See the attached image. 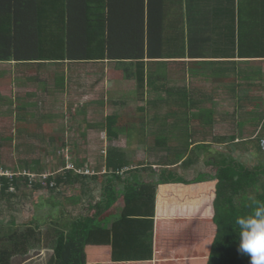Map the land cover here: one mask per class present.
Instances as JSON below:
<instances>
[{
  "label": "crops",
  "instance_id": "0c3cea01",
  "mask_svg": "<svg viewBox=\"0 0 264 264\" xmlns=\"http://www.w3.org/2000/svg\"><path fill=\"white\" fill-rule=\"evenodd\" d=\"M247 2L249 0H245V3ZM250 2H254L255 5L259 4V0H250ZM182 3V11L184 13L183 30L175 29L171 32L169 30L164 32V46L161 57L156 56L158 57L156 59L145 58L138 61H127L128 63L110 59L116 57L94 62L80 60L71 63L66 61L64 65L47 63L46 66H49V68L55 67L56 69L77 63L106 64L103 74L100 75L105 77V84H114L115 88L111 92L105 93L101 99L102 93H97L99 91L98 85L101 83L91 86V92L88 95L94 98L93 100L98 101L81 102L78 106L79 110L76 115L80 118V126L75 131L79 133L81 139L88 140V133H93L95 145L101 151L108 148L114 149L111 147L107 148L105 145H107L108 141H118L123 137L129 140L136 139L141 142L148 140L147 147L143 148L147 151L153 150L156 152L167 150L170 140L185 138L182 133L188 134L187 138L190 142L203 139L213 140V138L221 137L229 138L234 135L233 133H236L235 143H237L240 135L243 136V134L245 138L251 140V142L248 141L243 144L245 151L261 148L259 146L260 140L264 139V55H262V50H258V59L240 61L236 58L233 61L237 54L232 44V36L234 33L237 36L238 0H177L175 6H178V4L182 5ZM171 5L173 6V3ZM189 13L191 14L189 15ZM208 39H211V41H207ZM155 42V45H157L159 39ZM211 44L213 46H210ZM147 45L148 37H146V46L140 49V51H146L145 57H147L149 52ZM114 49L118 48L114 47ZM153 49L154 46L152 47ZM209 61L216 64H213L212 67L208 64ZM233 62H236V66L232 65ZM46 66L42 67L41 70H44ZM32 67L21 66L14 61L0 62V106H10L8 104L9 101H5L2 98L4 92L9 90L10 82L13 84L12 90L20 89L21 85L17 84L22 83H36L44 86L43 80L39 79V76L35 77L37 74L42 75V71L32 73L30 71ZM67 70L66 68V71H63L62 74L55 75L56 87H68L67 84L64 87L56 84L57 77H64L67 80ZM234 81L236 84L233 83ZM101 82L103 83V80ZM65 83L67 82L65 81ZM228 83L238 87L239 100L234 95L232 98L228 95L225 98L226 94L224 91L227 89L225 86ZM209 86L211 90H209ZM230 89L232 90V87ZM24 90L28 91L27 89ZM32 90L35 91V89H29V91ZM213 91L216 93L214 94ZM126 93H129L127 101L125 99L121 100L122 95ZM229 100L235 101L236 104L239 103L235 109L230 106ZM32 103L25 101V99H20L16 109L19 111V105L30 109L33 106ZM230 107L233 110H229ZM132 108H136L135 111ZM258 109H260V112L257 111ZM17 111H13L15 115H17ZM95 114L96 116H91ZM42 117L40 116L39 118ZM88 117L89 119L87 120ZM18 118L19 121L20 116ZM22 118L26 119L27 115L25 114ZM109 118H112L110 127ZM17 126L21 125L17 124ZM24 130L25 128H22L21 131L18 129V133L24 134ZM165 130H167L168 134L166 136H164ZM232 130L233 132H230ZM33 136L35 138L33 140H40V136L35 134ZM7 139H10V137ZM58 139L65 142L64 137H57L53 134L49 140L50 142L54 141L53 145L49 144V150L46 151L49 157L54 156L56 153L53 147L58 144ZM158 139H166V144L157 145L155 141ZM255 139L257 140L254 141ZM13 140L18 141V138L15 136ZM34 142L36 141L31 142L30 145L35 148L34 150L39 154L38 156L42 157L40 163V165L42 164L41 167L43 166L42 174L47 172L56 177L62 175L65 169H70L67 168L68 166L65 163L62 167L59 166L57 170H51V165L45 160L43 161L46 152L42 154L38 151L33 144ZM130 144L132 145L133 143ZM196 144L192 145L190 151ZM18 146L21 149L23 144H18ZM3 149L5 150L6 148L3 147ZM116 149L117 155L123 156L120 161L125 160L130 163L125 151L120 148ZM172 149L174 151L171 153ZM172 149L168 152L173 155L182 154L184 151L182 146ZM239 150L243 149L240 147ZM134 153L136 152L134 151ZM197 153L208 154L201 150H198ZM182 160L175 166H167L164 163L162 164L164 166L159 167L161 169L160 172L157 170L155 172L161 174L164 170H168L179 173ZM144 166H147L145 162ZM130 167L132 170L131 163L125 166L123 172L120 173V177L123 179L131 177ZM164 167L167 168L165 169ZM49 168L50 170H48ZM112 168L111 172L116 170L114 167ZM81 170L88 171L89 169L84 165ZM100 171L102 172L103 170ZM93 174L90 176H93ZM103 174L104 172L99 174L101 176H97L96 179H89L88 182H85V186V183L81 182L74 183L73 186L66 185V189L62 190V194L53 195L51 198H53L58 208L53 212L52 220L56 221L60 218L63 223L67 220L65 224H68L70 221L79 218L68 217L71 213L64 208V199L67 198L72 204L76 205L74 191L78 186V195H82V197L77 201V204L79 203L77 206L78 208L84 207V212L88 211L87 208L91 202L96 201L93 203H98L103 199L105 186L111 183V180H114L112 184H116L118 190L121 189V182L117 178L108 176V179L104 180L102 179L104 178ZM162 189L172 191L173 194H169V198H163L161 197ZM155 191L156 194H152L153 190L151 188L147 189V191L145 190L146 196L135 199L130 205H126L124 197L119 198L117 203L108 209L109 211L103 216L101 223L112 232L113 238H120L122 249L118 251L119 257L123 256L127 260H131L132 258L130 257H134L137 254L143 256L148 251H153L152 260L117 263L202 264L201 260L207 259L211 253V245L206 244V240L209 239L208 234L212 233L215 227L212 221L213 216L211 219H203V217L210 215L213 192L204 183L190 186L181 184L157 185L155 186ZM43 195L44 191H39L36 198L38 199ZM50 195L45 198H50ZM59 196L62 198L61 202L58 199ZM86 196L90 198L88 201L85 200ZM180 199L194 203L198 207V212L192 214L189 210L185 211L184 209L188 208L187 205L179 207ZM16 200L27 202V206H29L28 202L30 201L23 194ZM202 202L203 206H201ZM31 204L33 205L34 201ZM195 205H190V207L193 208ZM207 206V214L202 215L201 210ZM69 209L75 210L74 205ZM179 209H183L181 213ZM20 213L19 219L23 221L22 227H26L24 224L33 220V214L30 210L25 212L22 208ZM83 215L81 214V216ZM148 223L154 224L153 234L146 230V224ZM16 227H20L18 223ZM47 227L48 225L43 228L44 236H46L42 248L31 249V251H40L46 247L45 250L49 253L52 252L49 255V259L44 260L49 264L55 252L52 247L47 245L50 242L47 239H54L55 232L50 233ZM180 230H182V237L194 240L190 246H179V242L167 243L168 240H165V236L169 232L174 234L180 232Z\"/></svg>",
  "mask_w": 264,
  "mask_h": 264
},
{
  "label": "trees",
  "instance_id": "16d2710c",
  "mask_svg": "<svg viewBox=\"0 0 264 264\" xmlns=\"http://www.w3.org/2000/svg\"><path fill=\"white\" fill-rule=\"evenodd\" d=\"M175 4L177 0H0V62L14 61L21 66L41 69L47 63L64 65L66 61L94 62L110 57L125 62L156 59V56H162L164 32L183 30L182 5ZM238 4L237 36L235 33L232 36L237 54L233 61L236 58L240 61L258 59V50H262L264 55V0H259L258 5L250 0L247 3L245 0H238ZM146 37L149 51L147 57L145 50L140 51L146 46ZM158 39L160 43L155 45ZM114 47L118 49L115 50ZM208 64L213 67L216 63L209 61ZM232 65L236 66V62ZM65 81L64 77L56 78L57 86L64 87ZM233 95L238 99V89L233 90ZM111 121L112 118H109V127ZM13 138L10 136V139ZM166 141L158 139L155 142L157 145H165ZM60 142L62 140L58 139L61 149L58 152L55 150L54 156L68 148L65 142ZM229 142L235 144V136L213 138V144L188 140L182 154H174L172 159L167 158V166H175L183 159L181 168L188 170L199 163L201 155L197 153L198 150L208 153L202 156L215 155L216 157H209L206 162V166L212 165L211 169L215 173H199L193 180H187L176 171L164 170L158 174L153 166L150 167L151 170L148 166L145 167L144 162L139 164L140 168L131 172V177L123 179L120 173L130 163L120 161L123 156L117 155V149H109L107 168L112 171V167L119 165L112 175L121 182V189L117 191L116 184L106 185L103 199L98 203L91 202L87 208L88 214L68 224L63 223L60 218L52 220L51 216L58 206L51 197L57 193L62 194L66 185L73 186L77 182L84 184L97 176H90L92 173L81 170L84 167L82 159V162L75 160L73 168L65 169L62 175L54 177L48 174L47 180L32 181L28 174L39 176L43 173V166L40 165L42 157L38 156L31 143L26 144L23 150L25 157L13 167L15 173H12V177L0 176V202L13 203L23 191V196L30 201L24 211L30 210L33 220L24 224V231L9 228L8 234L0 233V264H12V259L17 255L25 256L31 249L42 248L46 236L43 228L47 225L50 233L55 232L54 239H47L50 241L47 245L55 252L49 264H118L117 262L152 260V250L143 256L137 254L130 257L131 260L119 257L118 251L122 249L120 238H113L112 232L101 223L103 216L119 198L124 197L126 205H130L135 199L144 198L145 190L149 188L153 190L152 194H156L157 185L190 186L203 183L213 192L210 215L203 219H211L213 216L215 227L206 240V244L211 245V253L207 259L201 260L202 264H250V257L237 253L239 227L236 219L251 214L256 206L264 204V166L244 165L235 157L225 155L221 150H214L216 145H227ZM194 143H199L193 148L194 154L191 158L186 157ZM260 143L263 144L264 141L261 139ZM70 149H73L74 155L78 150L75 146ZM212 158H216V161L212 162ZM65 163L62 160V165ZM154 176L157 177L156 180ZM253 189L255 194L250 197L249 190ZM46 190L51 194L50 198H36L39 191ZM106 190H111L112 193L108 194ZM169 194L173 192L162 189L161 197L169 198ZM81 197L82 195L75 197V209H78L77 201ZM180 201L179 207L188 206L185 211L189 210L192 214L198 212L194 203L182 199ZM190 205L195 206L192 208ZM179 210L181 213L183 209ZM207 211L208 206L201 210V214H207ZM11 225L16 226V222L8 224L10 227ZM146 230L153 234L154 224H146ZM181 231L174 234L169 232L165 236L167 243L179 242V246H190L194 240L182 237Z\"/></svg>",
  "mask_w": 264,
  "mask_h": 264
},
{
  "label": "rangeland",
  "instance_id": "374dc122",
  "mask_svg": "<svg viewBox=\"0 0 264 264\" xmlns=\"http://www.w3.org/2000/svg\"><path fill=\"white\" fill-rule=\"evenodd\" d=\"M183 6V3H182ZM67 70V80L65 85L67 84L68 87L64 88H58L55 85V75L56 74H62L63 71ZM106 68V64H92V63H77L73 64L72 66L66 65V67H63L61 69H56L55 67L46 66L44 70H39L37 67L30 68V71L32 73L41 72V74H37L35 77L39 76V79L43 80L42 83H44V86L41 84L31 83V84H17L21 85L20 89L12 90L13 84L10 82L9 84V90H6L2 96V98L5 101H9V107L8 106H0V145L2 146L0 148V169L3 170L5 174H12L15 173L13 167L15 164H18L20 159L24 158L23 150H25L26 144L31 143L33 141V144L36 146L37 150L40 151L42 154L43 152H46L49 150V144H52L53 142H50V138L53 134L57 137H64L65 142L67 143V149L63 152L58 153L57 155L60 156H48L47 152L46 155L43 157V161L48 162L51 165V170L58 169L59 166L62 167V160H65L67 164V168H73L75 165V160H78L79 162H82V159L84 160V165L87 166V168L90 170L91 173L96 174L95 176H101L99 174H102L104 172V180L108 179V176H113L111 171H108L107 168V159L109 156V149L111 148H120L121 150H124L127 154V157H129L130 163L132 165L129 170L133 172L134 169L140 168L139 164L142 162H145L147 166L150 167L153 166V170H157L160 172L161 166H164V164L168 159H172L174 156L171 154L174 150L172 148L175 147H184L188 145V134L182 133V135L185 138H175L174 140H170V143L168 144L169 147L167 150H160L154 152L153 150L147 151L143 147H147L148 140L146 142H141L136 139H127L126 137H123L122 139L116 141H108L107 145H105L108 149H104L103 151L99 150L95 145V138L93 133H88L87 139L84 140L81 139L79 136V133L75 130L80 126L79 117L77 114V111L79 110L78 106L81 104V102H96L98 100H93L94 98H91L88 94L91 92V86H94L98 83H101L98 85L99 91L97 93H102L100 98L102 99L107 92H111L112 89L115 88L114 84H105L104 80L106 81L105 77H101L103 74V71ZM110 68V67H109ZM111 69V68H110ZM114 69V68H112ZM29 71V70H28ZM26 73V72H25ZM104 76V75H103ZM206 76V74H205ZM211 76V74H210ZM101 78V79H99ZM103 80V83L101 82ZM230 82V79H229ZM233 83L236 84L234 81ZM234 84V85H235ZM85 87V88H83ZM208 88V86L206 85ZM227 89L224 91L227 98L228 96L233 97V90L238 89L236 86H232V83L226 84ZM232 87V90L230 89ZM24 89H35V91H25ZM209 90L210 86H209ZM215 94L216 92L213 91ZM228 95V96H227ZM129 96V93H126L125 95H122L121 100H126ZM20 99H25L27 102H33V106H31L30 109L27 107H24L23 105H19L20 109H16L18 107V103ZM239 100V94L238 99ZM230 101V106L235 109L237 107V103L233 100ZM229 103V102H228ZM12 104V105H11ZM84 104V103H83ZM88 104V103H86ZM264 104V102H263ZM77 108H76V106ZM230 107L229 110H233ZM134 111L136 108H132ZM17 111L15 115L13 111ZM142 111H144L142 109ZM260 112V109L257 110ZM262 111V110H261ZM27 115V118H22ZM17 116V117H16ZM20 116V120L18 121V117ZM40 116H43L42 118H39ZM80 116V115H79ZM91 116H96L91 115ZM89 117L87 118V120ZM86 120V119H85ZM21 125L17 126L16 125ZM79 124V125H78ZM25 128L24 134L21 132L18 133V129ZM170 130V129H169ZM230 132H233L230 131ZM33 134L40 136V140H33ZM233 136H236V133H233ZM16 136L18 138V141H14L13 139H7L8 137ZM167 134V130H165V135ZM245 135H240V138L238 139L237 143H231L229 142L227 145H216V150H221L222 153L225 155H230L235 157L238 161L242 162L244 165H255L260 166L264 165V143L259 144L261 148L258 150H249L245 151L243 144L248 141L251 142L250 139L245 138ZM255 139L254 141H256ZM264 141V139H262ZM45 141V142H43ZM87 141V142H86ZM145 141V140H144ZM119 142H121L119 144ZM201 142L207 143V144H213V140L203 139ZM130 143H133L132 145ZM18 144H23L22 149H18ZM56 144V143H55ZM53 145V144H52ZM75 146L78 150H76V154L73 153V149H70V147ZM213 146V145H212ZM6 148L5 150L3 149ZM154 147V146H153ZM242 148L243 150H239V148ZM59 148V144L53 147V150H56L57 152ZM189 148V147H188ZM187 148V149H188ZM171 153L168 151L171 150ZM214 149V150H215ZM20 150V151H18ZM248 150V149H247ZM134 151L136 153H134ZM194 149L192 148L188 156L191 158V155L194 154ZM214 153V152H213ZM199 154V153H198ZM169 155V156H168ZM199 157V163H195L193 167H191L188 170L179 169V174L186 177L187 180H191L194 177L198 176L199 173H212L214 174L215 171H213L212 165H207L206 162L208 158L210 157H216L213 154H210V156H202V154ZM36 156V155H35ZM180 156H176V158H179ZM34 158V156H33ZM59 158L61 160H59ZM212 162L216 161V158H212ZM209 161V160H208ZM156 165V166H154ZM119 165H117L115 168H117ZM7 167V168H4ZM103 167V169H101ZM155 168V169H154ZM165 169L167 167H164ZM85 169V168H84ZM50 170V168L48 169ZM88 170V171H89ZM100 170H103L102 172ZM151 170V169H150ZM101 172V173H100ZM46 174H49L46 172ZM157 177L154 176V180H156ZM114 180H111V183ZM110 184V183H109ZM108 185V184H107ZM112 185V184H111ZM110 185V186H111ZM119 191V190H117ZM106 193H112L111 190L107 191ZM21 195L24 194L22 191L20 193ZM19 194V195H20ZM74 194L77 196L79 194V186L74 191ZM255 194L254 189L249 190V195L252 197ZM50 193L46 190L44 191V195L42 198L48 197ZM111 196V195H109ZM27 199V197H26ZM60 202L62 201V198L59 196L58 198ZM90 198L86 196L85 200L88 201ZM96 202V201H93ZM64 208L68 209L69 214L68 217L71 218H77L80 217L81 214H88L87 212H84L83 208H78L77 210H71V206L73 205L72 202L67 198L64 199ZM27 207V202H22L19 200L13 201V203H7L6 201L0 202V233L1 235H5L7 232H9V228L12 230H21L25 229V227H22V222L19 219V216L21 215V208L24 210V208ZM20 210V212H19ZM56 209H54L55 211ZM17 216V218H16ZM15 220L19 224V228L16 226H8V224L12 223V221ZM67 222V220H66ZM65 222V223H66ZM16 223V225H17ZM49 230V227H47ZM47 234V233H46ZM45 248L39 250H32L25 256H17L12 259V264H47L45 259H49L50 253ZM48 257H47V255Z\"/></svg>",
  "mask_w": 264,
  "mask_h": 264
},
{
  "label": "clouds",
  "instance_id": "9594fccd",
  "mask_svg": "<svg viewBox=\"0 0 264 264\" xmlns=\"http://www.w3.org/2000/svg\"><path fill=\"white\" fill-rule=\"evenodd\" d=\"M236 224L239 227L237 253L250 257V264H264V204L256 206L249 215L237 217Z\"/></svg>",
  "mask_w": 264,
  "mask_h": 264
},
{
  "label": "built area",
  "instance_id": "2783aa9c",
  "mask_svg": "<svg viewBox=\"0 0 264 264\" xmlns=\"http://www.w3.org/2000/svg\"><path fill=\"white\" fill-rule=\"evenodd\" d=\"M0 176H9V177H12V174H4L1 172L0 170ZM28 176L31 178V180L33 181L34 179H37V176L34 175V174H28ZM49 178V175L48 174H43V175H40L39 176V180H47ZM53 185V184H52Z\"/></svg>",
  "mask_w": 264,
  "mask_h": 264
}]
</instances>
